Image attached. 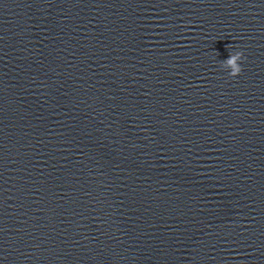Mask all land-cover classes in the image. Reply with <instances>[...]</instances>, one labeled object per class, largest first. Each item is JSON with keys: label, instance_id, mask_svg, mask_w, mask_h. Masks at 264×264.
<instances>
[{"label": "water", "instance_id": "obj_1", "mask_svg": "<svg viewBox=\"0 0 264 264\" xmlns=\"http://www.w3.org/2000/svg\"><path fill=\"white\" fill-rule=\"evenodd\" d=\"M0 264H264V0H0Z\"/></svg>", "mask_w": 264, "mask_h": 264}, {"label": "clouds", "instance_id": "obj_2", "mask_svg": "<svg viewBox=\"0 0 264 264\" xmlns=\"http://www.w3.org/2000/svg\"><path fill=\"white\" fill-rule=\"evenodd\" d=\"M246 60L247 57L243 50L234 51L230 53V58L221 62V67L228 71V75L234 79L243 73L242 62Z\"/></svg>", "mask_w": 264, "mask_h": 264}]
</instances>
